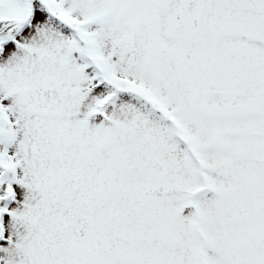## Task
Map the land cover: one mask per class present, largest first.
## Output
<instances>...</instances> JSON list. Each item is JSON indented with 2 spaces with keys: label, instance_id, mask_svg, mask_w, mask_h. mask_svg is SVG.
Wrapping results in <instances>:
<instances>
[{
  "label": "snow or ice",
  "instance_id": "snow-or-ice-1",
  "mask_svg": "<svg viewBox=\"0 0 264 264\" xmlns=\"http://www.w3.org/2000/svg\"><path fill=\"white\" fill-rule=\"evenodd\" d=\"M0 264H264V0H0Z\"/></svg>",
  "mask_w": 264,
  "mask_h": 264
}]
</instances>
